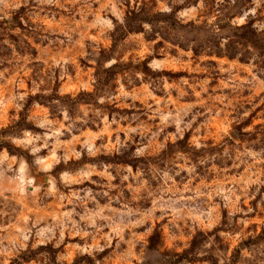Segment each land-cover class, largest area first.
<instances>
[{
    "label": "rangeland",
    "instance_id": "obj_1",
    "mask_svg": "<svg viewBox=\"0 0 264 264\" xmlns=\"http://www.w3.org/2000/svg\"><path fill=\"white\" fill-rule=\"evenodd\" d=\"M247 22L264 0H0V264H264Z\"/></svg>",
    "mask_w": 264,
    "mask_h": 264
},
{
    "label": "trees",
    "instance_id": "obj_2",
    "mask_svg": "<svg viewBox=\"0 0 264 264\" xmlns=\"http://www.w3.org/2000/svg\"><path fill=\"white\" fill-rule=\"evenodd\" d=\"M240 28L245 30L247 33V35H244V38H245L244 42L246 44L248 43L250 46H252L253 48H255L257 50H260V52H264V38L259 37L254 32L253 25L251 24V22H247L246 24L240 26ZM217 55L220 57L224 56V55H222V53H217ZM229 57L233 58V55H229ZM156 234L160 236L159 232H156ZM150 242H151V245L154 244V236L150 237ZM235 254H236V258L234 259V261H236L240 255L239 249L235 250Z\"/></svg>",
    "mask_w": 264,
    "mask_h": 264
}]
</instances>
